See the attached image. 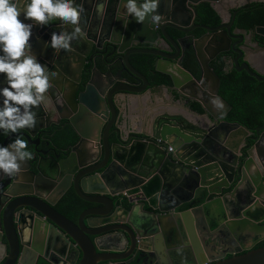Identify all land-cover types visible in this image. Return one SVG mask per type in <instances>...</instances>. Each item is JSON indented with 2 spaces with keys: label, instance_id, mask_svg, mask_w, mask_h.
Returning a JSON list of instances; mask_svg holds the SVG:
<instances>
[{
  "label": "water",
  "instance_id": "95a60500",
  "mask_svg": "<svg viewBox=\"0 0 264 264\" xmlns=\"http://www.w3.org/2000/svg\"><path fill=\"white\" fill-rule=\"evenodd\" d=\"M232 1L249 6L261 2L160 0L162 22L158 26L130 18L127 27L123 24L114 29L117 35L105 36L106 47L98 45L95 53L103 58L104 69L95 66V72L104 88L93 90V72L79 101L74 95L67 98L69 107L76 113L79 110L77 116L64 117L78 137L67 158H52L51 174L43 178L39 170L36 181L30 162L23 165L19 177L0 173V196L7 201L0 212V264H49L43 248L47 254L52 252L51 260L63 262L66 258L71 264H140L144 258L151 264V254L158 250L152 252L150 245L163 238L170 255L180 239L185 240L190 256L196 258L190 264H264V247L255 249L264 241V118L255 129L230 121L232 107L220 96L221 79L211 68L214 60L232 53V70L264 83V71L251 58L254 51L264 54V41L257 39H264V27H257L255 34L233 31L240 11L235 9L230 24L204 27L208 35L202 39H196L190 28L199 5L220 7L218 13L226 11L224 5L230 8ZM112 3L117 9L119 0L109 1V6ZM168 28L184 37L173 38ZM90 33L82 37L83 48H75L83 53L77 70L80 82L84 56L90 57L95 43ZM89 37L91 46L86 41ZM31 40L40 63L57 73L52 77L56 84L58 72L37 52L45 45ZM143 45L149 48H138ZM109 48L113 49L111 56L116 55L112 61H108ZM187 53L194 54L199 77L185 68ZM133 55L154 57L152 75H161L167 83L152 84L132 66ZM128 72L142 81L141 87L124 83ZM111 77L116 79L114 83ZM117 82L123 88H117ZM6 86L3 77L0 88ZM162 90L179 101L155 103L139 126L142 131H133L131 123L121 117L122 106L131 97ZM109 91L112 96L106 99ZM120 98L123 102L118 103ZM24 131L31 135V129ZM7 145L5 140L3 146ZM55 186L59 191L53 200L39 193L52 194ZM71 188L80 200L93 206L77 221L56 210L58 199ZM118 198L131 202V208L123 203L118 206ZM138 210L141 217L136 216ZM168 219L177 225L176 234L163 228ZM203 249L207 253L204 259ZM213 249L216 255L211 256Z\"/></svg>",
  "mask_w": 264,
  "mask_h": 264
},
{
  "label": "clouds",
  "instance_id": "9594fccd",
  "mask_svg": "<svg viewBox=\"0 0 264 264\" xmlns=\"http://www.w3.org/2000/svg\"><path fill=\"white\" fill-rule=\"evenodd\" d=\"M106 2L95 5L97 16H103ZM159 4L160 0H119L117 18L124 21L125 27L130 18L139 24L148 21L158 26L162 22ZM85 13L83 2L76 0H0V75L7 82L6 87L0 88V134L34 130L38 123L35 109H47L51 100L52 77L57 73L46 68L32 53L34 24L48 26L59 20L62 27L72 26L70 32H54L51 41L45 43L55 53L71 51L73 41L85 35L80 27ZM21 17L34 24L22 22ZM34 158L28 142L16 135L7 146L0 145V173L19 177L23 165Z\"/></svg>",
  "mask_w": 264,
  "mask_h": 264
},
{
  "label": "flooded vegetation",
  "instance_id": "af4514ba",
  "mask_svg": "<svg viewBox=\"0 0 264 264\" xmlns=\"http://www.w3.org/2000/svg\"><path fill=\"white\" fill-rule=\"evenodd\" d=\"M109 1L114 2L115 0H107V2L105 3V12H104L103 16H97L96 11H95V5L97 3L103 2V0H79L77 2V3L83 2V4L85 3L84 7L86 9V13L81 18L80 27L82 28L85 35L90 33V30H92L89 36L91 38H95V43L92 45L93 49L91 52H89L90 57L84 56V58H86V59H84L85 62H83V65L85 67L81 71L82 72L81 82L79 79L80 74H78L77 70H78V67L80 65V59H81V57H83V53H82V55L80 53L78 54V51L75 50V48H79V46L81 48H83V46H84V44H83L84 40L82 39L83 36L80 39L73 41L71 51H60L59 53H55V51L50 46L49 47L45 46L46 48H44V49L41 47V50H38L37 52H39L40 55L47 60V62L51 63V65L54 67V69L58 72L57 79L55 80L56 84H53V87L50 89V92H49L51 100H50V103L48 105V108L47 109L40 108L39 110L36 111L37 112V118H38L37 127L34 130L31 129V131H30V134L34 137H32L31 135H28L24 130H21L20 133L10 134L8 136L0 134V145H3L5 140H8V144H10L16 135L23 136V138L28 142L29 150H31L32 152L35 153V158L33 160L29 161L31 163V170L36 175L35 181L37 179V176L40 175L39 170L43 172L44 175L41 176L43 178L47 177V176H45V174H48V175L51 174L50 169H49L50 168L49 164H51L52 158H58L59 157V160H65V158H67V154L70 151V149L77 144L76 143L75 145H73L71 147H67L64 145L62 146V139H64V134L67 132V129H72L70 127L67 119H65V118L74 117L75 115L77 116V114L79 113V110L76 113L71 107H69L67 98H70L71 95L72 96L74 95L77 102H78L81 95L83 93H85V91L87 89L86 85L90 82L91 73H93V72L95 73V77H94V83H95L94 85L95 86H93V90L99 92L100 89L104 88L101 86L102 78H100V76L97 74V72H95L97 70V68L99 69L102 67L104 69V67L102 66V59L103 58L100 59V56H95V53L98 51V49H96V47L98 45L106 47L107 42L105 41L103 43L105 36L107 34H109V35L113 34L115 32L114 29L120 28L124 24L123 20L117 18V9L114 8V3H112L111 6H109V4H108ZM258 4H264V1H261ZM247 6H249V5H247L246 3L240 4L236 1H232L230 3V5H229L230 8H227L226 5H224L222 8H224V10H226V12H224L225 17H226V21H227L226 24H230V22L232 21L235 9L236 10L238 9L237 11H239V10L241 11L244 8L246 9ZM196 12H197V17L195 19H192V21H194V24H192L190 26V28L194 29L192 35L196 39H202L206 35H208V32L205 31L203 28L204 27L211 28V27L199 24L198 23L199 22L198 21V8H197ZM238 14H239V12H238ZM238 14H237V16H238ZM21 19H23V18L21 17ZM185 20H186V17H185ZM61 23H62L61 21L57 20V21L51 22L48 26L35 25L33 27L32 39L36 42H40V43L45 45L46 42L51 41V37H52V34L54 32H58V31H62V30L70 32L72 30V26L62 27ZM195 27H199V28H195ZM215 28H217V27H215ZM255 29L249 30V31L245 30V31L248 32L249 34L250 33L255 34L254 33ZM234 30L243 31V29L236 28L235 26L233 28V31ZM201 31H203L204 33L201 34L200 36H198V33ZM167 32L175 39H180V38L184 37L183 34L179 33L178 31H176L174 29L168 28ZM117 33H118V31L116 30V32L114 34L117 35ZM90 37H89V39H86V41H88L90 43L89 46H91V44L93 42L92 41L93 39H91ZM87 38H88V36H87ZM257 39L260 40L261 42L264 41V39L260 38V37H257ZM250 40H251L250 43L252 45H254L255 39L252 36H250ZM30 43L32 44V53L35 54V45L32 43V40L30 41ZM138 48L148 49L149 47L143 45V46H140ZM86 49L88 51V46H86ZM83 51H84V53L86 52V50H83ZM102 52H104V49L102 50ZM112 52H113V49L109 48L107 51V55H109L108 61H112L116 57V55L111 56ZM187 54H186V57H187ZM138 56H149V55H133V56H130V62L132 64V66L137 71L142 73L149 81H151L152 84L154 82V85H156V84L161 85L159 83L160 82L159 80L161 79V75H156L155 77L152 75L154 68L149 73L144 72L139 68ZM92 57H93V62L91 63L90 59H92ZM150 57H152V56H150ZM152 58L154 59V61H156V59L154 57H152ZM220 58L224 59L225 71L227 73L235 71V70H232L233 60L235 59V55H233L232 53H227V54L220 56L218 59H220ZM185 62H186V58H185L184 63ZM95 66L97 67L96 69H95ZM124 69H125V65H124ZM243 73H245V72H243ZM124 76H125V78L123 79V81H125L124 82L125 84L131 85V86H138V87L142 86V84H141L142 81L139 78H137L136 76H134L133 74L128 72V73H124ZM3 77H4L3 75H0V87H1V79ZM115 81H116V79L111 77V82L114 83ZM110 85L111 84H107L106 87H109ZM121 85L122 84H119V82H117L115 84V86L117 88ZM120 88H123V87L121 86ZM112 93H111V91H109L106 95V99L111 97ZM118 95L119 94H116L115 97L119 98ZM121 97L124 98L122 95H121ZM122 98L119 99L118 103L123 102ZM125 101L127 102L128 100H125V98H124V102ZM186 101H188V100H186ZM125 104H127V103H125ZM231 112L229 114V117L231 115ZM122 114L123 115H121V117H124V112H122ZM126 114L128 116L129 112L127 111ZM1 187H2V184L0 185V189H1ZM56 189H57L56 186L53 187L52 190L54 192L52 194L49 193L48 195L42 193V190H40L39 193L41 195H46L51 200H53L56 197L54 194L57 191H59V189H57V190ZM69 192H73L75 194V192L71 188L70 190H68V192L64 196H61L58 199V203L56 205V210H58L59 212H60V210H62V208L64 210L66 209L65 200H66L67 194ZM6 202H7L6 199L3 196H0V212H1L3 206L5 205ZM115 202L117 203L118 206L121 205L122 203L125 205V201L122 200L121 198L118 202H117V200H115ZM85 204L88 206L87 209L93 207L92 205H90L88 203H85ZM261 243H264V241ZM261 243H259L257 246H259ZM215 245H216V243H213V247ZM257 246L255 247V249L257 248ZM210 247H212V246H210ZM43 249H44L43 250V256L46 257L48 255V257L46 259H47V262L49 264H64V263L65 264H71L70 263L71 261L70 262L67 261L66 258L64 259L63 262H61L62 260L60 261L58 258L51 260L50 258L52 257V252L47 254V248H43ZM187 252L189 253V251H187ZM190 255L191 254H189L188 257H190ZM160 256H161V254H159V251H154V253L151 254V259L150 258L149 259L152 262H155V264H167L165 261H162L160 259L161 258ZM175 256H177V253L175 254ZM192 258L194 260H196L194 255H193V257H191V259ZM152 262H150V263L152 264ZM176 262L178 264H181L184 262V260L181 259L180 256L178 255V261H175V263ZM140 264H149L148 258H144ZM168 264H170V263H168Z\"/></svg>",
  "mask_w": 264,
  "mask_h": 264
},
{
  "label": "trees",
  "instance_id": "16d2710c",
  "mask_svg": "<svg viewBox=\"0 0 264 264\" xmlns=\"http://www.w3.org/2000/svg\"><path fill=\"white\" fill-rule=\"evenodd\" d=\"M248 7V8H247ZM239 11L235 27L246 31L254 30L257 27H264V4H252L250 7ZM198 23L215 28L222 24V19L213 6L209 3H203L198 6ZM201 31L198 36L203 34ZM139 68L149 73L155 65V61L150 56H138ZM185 68L199 77L200 71L193 53L187 54ZM211 68L221 79L220 96L223 97L232 107L229 117L230 121L239 122L252 128L255 125L261 126L264 118V83H259L245 73L225 71L224 59L220 58L211 63ZM160 84L167 83L161 77ZM254 129V128H252ZM78 141L72 129H67L62 139V146L71 147ZM117 202L120 200L116 199ZM125 201V206L131 208L132 203ZM66 209L60 210L61 213L77 221L79 216L87 210L88 206L80 200L76 194L69 192L65 200ZM261 243L258 248H263Z\"/></svg>",
  "mask_w": 264,
  "mask_h": 264
},
{
  "label": "crops",
  "instance_id": "0c3cea01",
  "mask_svg": "<svg viewBox=\"0 0 264 264\" xmlns=\"http://www.w3.org/2000/svg\"><path fill=\"white\" fill-rule=\"evenodd\" d=\"M261 1H263V0H261ZM238 3L242 4V1H240ZM213 8L215 10L217 8L220 9V7H213ZM218 14L221 17L223 23H227L225 13L223 11L222 12L218 11ZM251 58L253 60L254 65L257 68L264 71V54L263 53L260 54V52L254 51V53L251 55ZM165 100H167L169 102L170 101L173 102V100L177 101L178 97L176 96L174 99H172L171 96L169 95V92H167V90H162L160 92L153 93L152 95L146 94L144 96L131 97L128 101V104H124L122 106V109H124V111H122V112H124V117H125V118L123 117L124 122L131 123V125H132L131 127H132L133 131H142V129H140L139 126L142 123V121L144 120L146 114L150 113L149 111L155 107V103H163V102H165ZM214 104L218 105L216 103H214ZM176 109H178V108H176ZM127 111L129 112L128 116L126 114ZM122 120L123 119H121V121ZM261 126H262V124H261ZM258 127H260V126L255 125L252 128L255 129ZM124 129H126V127H124ZM182 180L183 179H181L180 182H183ZM145 210H147L149 212H153V210L150 209L149 207H146ZM157 212L160 213L159 211H157ZM136 216L141 217L142 213L138 210ZM163 224H164L163 228L165 229V231L167 233L176 234V232H178L177 225L174 223V221L172 219L165 220V222H163ZM161 237H163V236H161ZM177 241H179L178 238H177ZM180 241H182V242H180ZM180 241L178 242L179 245L178 244L176 245V249L174 250L173 256L169 254L170 250L167 249V245L165 243L164 238L161 239V242H160V240L157 243H155V241H154L153 245L151 244L150 247H152V249H151L152 251L157 249L159 251V253H161L160 259L162 261H165L167 264L168 263L174 264L175 261H178V255L180 256L181 259L184 260V263H182V264H185V263L189 264L191 261V256L188 257V255H189V253L187 252L188 246L186 245L185 240L180 239ZM180 243H182V244H180ZM203 252L204 253H202L201 257H203V259H204V257L205 258L207 257V253L205 252V249H203ZM176 253H177V256H175ZM209 254L211 256L216 255V250L213 249V251H209ZM176 264H178V263L176 262Z\"/></svg>",
  "mask_w": 264,
  "mask_h": 264
},
{
  "label": "rangeland",
  "instance_id": "374dc122",
  "mask_svg": "<svg viewBox=\"0 0 264 264\" xmlns=\"http://www.w3.org/2000/svg\"><path fill=\"white\" fill-rule=\"evenodd\" d=\"M243 3V2H242ZM226 12V11H225Z\"/></svg>",
  "mask_w": 264,
  "mask_h": 264
},
{
  "label": "built area",
  "instance_id": "2783aa9c",
  "mask_svg": "<svg viewBox=\"0 0 264 264\" xmlns=\"http://www.w3.org/2000/svg\"><path fill=\"white\" fill-rule=\"evenodd\" d=\"M171 150V149H170Z\"/></svg>",
  "mask_w": 264,
  "mask_h": 264
}]
</instances>
